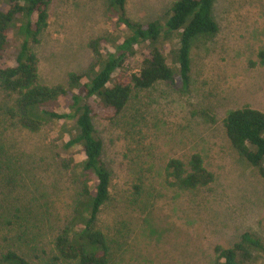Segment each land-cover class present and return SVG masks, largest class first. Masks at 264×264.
<instances>
[{
	"label": "rangeland",
	"instance_id": "374dc122",
	"mask_svg": "<svg viewBox=\"0 0 264 264\" xmlns=\"http://www.w3.org/2000/svg\"><path fill=\"white\" fill-rule=\"evenodd\" d=\"M174 1L126 0V14L140 23L163 20ZM107 2L51 0L48 26L32 46L42 84L64 85L68 73L85 71L94 61L92 39H121L108 20ZM213 17L218 32L192 42L187 90L177 79L160 82L134 97L117 120L94 119L113 173V200L102 211V225L121 245L119 264H211L216 245L231 246L246 230L264 242V179L233 151L222 126L231 110L264 112V66L257 63L264 49V0H215ZM174 42L158 41L172 66ZM13 53L14 48L6 52L8 64ZM15 98L0 88V145L6 150L0 155V253L13 248L32 264H48L49 241L69 214L77 188L62 163L79 162V148H62L69 137L62 121L38 132L21 128L9 114ZM197 148L214 182L195 193L166 188L161 166ZM144 168L149 179L137 197L133 187ZM18 207L25 214L31 209L21 222L27 228L21 241L17 225L7 224L20 216ZM256 264H264V253Z\"/></svg>",
	"mask_w": 264,
	"mask_h": 264
},
{
	"label": "trees",
	"instance_id": "16d2710c",
	"mask_svg": "<svg viewBox=\"0 0 264 264\" xmlns=\"http://www.w3.org/2000/svg\"><path fill=\"white\" fill-rule=\"evenodd\" d=\"M214 1L175 0L163 20L160 17L140 23L127 16L126 0H108L107 17L112 30L122 34L121 39L113 35L92 39L89 47L93 63L85 71L68 73L64 85L47 86L40 82L38 58L32 46L48 26L51 0H0V88L16 96L10 116L30 132L62 121L69 136L62 148H79V162L70 158L62 163L77 188L69 214L49 241L48 264H119L116 249L120 250L121 245L102 225V211L113 200V173L104 160V143L97 135L94 119L117 120L134 97L160 82L174 83L177 79L181 89L187 90L192 42L218 32ZM161 37L175 40L173 66L158 46ZM10 48L14 53L8 64L6 52ZM257 59L264 66V49ZM222 126L233 151L264 179V112L250 107L234 109L225 116ZM3 151L0 145V155ZM200 151L197 148L186 158L166 160L159 173L166 188L195 193L214 182L215 175ZM154 164H148L151 170ZM145 169L139 171V182L133 187L137 197L145 191L149 179L144 176ZM21 208H17L20 216L7 221L10 226L17 225L20 241L27 230L21 228L23 216H31V209L25 208L29 211L25 214ZM213 251L211 264H256L260 253H264V242L246 230L231 246L216 245ZM0 264L32 263L10 248L0 253Z\"/></svg>",
	"mask_w": 264,
	"mask_h": 264
}]
</instances>
